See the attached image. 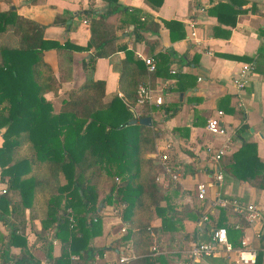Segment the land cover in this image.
Returning <instances> with one entry per match:
<instances>
[{"label":"trees","instance_id":"16d2710c","mask_svg":"<svg viewBox=\"0 0 264 264\" xmlns=\"http://www.w3.org/2000/svg\"><path fill=\"white\" fill-rule=\"evenodd\" d=\"M147 1L152 5L162 3V0ZM246 1L218 2L208 12L215 15L214 9L220 10L222 15H215L218 23L234 26ZM107 3L108 9L91 19L85 46L46 40L43 25L18 15L12 8L0 11V177H8L5 193L0 195V222L9 227L7 235L0 234V264H40L27 249L23 236L27 222L35 218L41 223V228L35 230L36 240L42 242L49 264H87L102 256L104 249L89 244L101 231V204H114L121 209L125 233L111 248L118 251L123 243H130L136 258L128 264H158L160 256L150 253L151 232L158 236L159 248L164 249L166 224L173 227L180 223L182 212L173 210L166 193L178 187L171 182H158L160 165L147 157L160 139V130L138 121L130 123L150 115L146 113L147 107L137 117L133 112L137 89L146 83L143 63L124 48L125 58L116 68L122 97L106 99L105 82L95 80L92 73L98 58L116 52L117 36L107 20L110 15L118 12L134 15L130 22L136 40L146 39L148 30L158 32L160 23L138 17L136 14L141 12L121 7L118 0ZM229 12H232L230 21ZM54 22H59L58 18ZM162 23L169 30L171 25L182 28L175 21ZM7 32L14 37L15 45L10 44L13 39H3ZM52 48L57 51L62 68L58 79L43 60V51ZM91 48L92 55L83 64L84 80L67 92L54 113L46 94L57 90V82L71 78L68 66L71 50ZM217 167L223 176L226 173L264 189V163L258 158L254 143L243 142L232 154L223 155ZM213 171L215 175L216 169ZM163 201L165 207L161 206ZM195 214L204 213L197 209ZM157 217L162 226L151 225ZM237 217L235 224L245 225L243 218ZM209 220L207 230L223 226L212 215ZM225 228L231 230L229 226ZM239 236L236 231V237ZM169 237L175 241V237ZM54 238L62 242L59 257L51 254ZM72 239L81 240V248L71 246ZM231 241L234 246L240 245L239 239ZM165 245L169 248V243ZM12 246H19L20 251L8 260ZM72 255L77 259L72 260ZM255 264H261L260 252Z\"/></svg>","mask_w":264,"mask_h":264},{"label":"crops","instance_id":"0c3cea01","mask_svg":"<svg viewBox=\"0 0 264 264\" xmlns=\"http://www.w3.org/2000/svg\"><path fill=\"white\" fill-rule=\"evenodd\" d=\"M218 2L228 0H162L160 5L154 3L155 6L147 0H118L121 7L141 12L136 14L138 17L159 21L160 28L158 32L148 30L145 32L146 39L136 40L132 31L133 24L130 22L134 15L130 12L110 15L107 20L113 25L117 36L116 52L108 57L98 58L92 72L95 80L105 82L106 99L115 95L122 97L117 69L121 59L125 58L124 48H127L143 63L147 72L145 84L152 88L155 97H161V104L136 101L133 106L136 117L144 113L147 107L150 127L160 130V139L147 157L160 165L159 155L166 154L173 170L178 174V179L172 180L168 176L162 177L161 169L156 178L158 182H171L178 187L176 190L169 189L166 193L170 196L173 210L182 212L179 215L180 223L173 227L171 223L166 224L165 233L168 234L162 240L164 249L159 248L158 236L151 232L153 243L150 253L160 256L158 264H241L236 260L235 254H226L221 250L198 261H192L187 256L194 241L210 242L211 233L217 228H205L206 223L210 224L208 217L211 215L216 221L222 222L223 226L220 227L231 228L227 231L231 244V240L236 242L239 239L241 242L243 239L258 249L261 264H264V189L226 173L222 181H215L210 160L211 151L228 139V149L224 155L235 152L243 142H251L256 145V154L264 163V0H247L240 7L244 11L236 15L234 26L218 23L215 15H222L220 10L214 9L215 15L208 12ZM9 8L15 9L18 15L43 25L44 39L59 44L67 42L85 46L89 41L91 19L104 13L108 9V3L107 0H0V11ZM130 9L128 10L131 11ZM83 11L89 12L83 14ZM231 14L229 12L227 16L229 21ZM57 18L59 22H54ZM162 21L178 22L182 28L171 25L169 30ZM192 30L196 40L188 37ZM174 36L176 37L173 38ZM3 39H13L10 42L12 45L16 43L9 32ZM71 51L72 60L68 64L71 78L57 82V90L46 94V98L52 102L54 113L58 112L67 92L84 80L83 64L92 55V48L89 51ZM144 58L154 61V71L147 69ZM43 60L58 79L62 68L57 51L53 48L44 50ZM244 65H251V69L247 74V83L240 89L233 81ZM218 111L222 112L219 120L226 134L213 136L206 130V123ZM166 116L169 118L165 119ZM1 178L0 191L6 189L8 180L5 176L2 182ZM200 183H211L206 198L202 200L197 197L196 187ZM2 194L4 193L0 192ZM217 194L237 198L244 204H253L259 214L258 218L252 223L242 219L245 225L236 228L235 220L238 215L212 205ZM161 206L165 207L166 201ZM197 209L204 214L196 215ZM120 210L114 204H101V231L89 244L104 250L95 262L87 264H128L136 258L130 243H123L118 251L111 248L125 233L126 225L120 217ZM25 213L28 216L29 210L26 209ZM204 216L207 220H204ZM151 225H161V219L157 217ZM40 228V219L28 221L23 236L27 249L35 259L40 264H49L42 250V242L36 240L35 230ZM8 230V225L0 222V234L5 236ZM236 231L240 232L239 238L236 237ZM48 233L46 232L47 236ZM50 233L52 234V230ZM169 236L175 237V241H171ZM168 243L169 248L165 245ZM61 245L62 242L54 238L51 246L53 257L60 256ZM71 246L81 248L82 242L72 239ZM153 247L158 251L153 252ZM19 251V246H12L7 253L8 260H12ZM122 256L128 257V260L120 262ZM71 259L75 260L77 256L72 255Z\"/></svg>","mask_w":264,"mask_h":264},{"label":"built area","instance_id":"2783aa9c","mask_svg":"<svg viewBox=\"0 0 264 264\" xmlns=\"http://www.w3.org/2000/svg\"><path fill=\"white\" fill-rule=\"evenodd\" d=\"M189 39H195V32L192 30L189 34ZM144 63L149 71L155 70V63L151 58H144ZM251 69V65H244L240 70L237 77L234 78V84L237 88H243L247 83V74ZM137 102L146 104H161V97H155L152 88L148 85H140L137 89ZM222 115L221 111H218L216 115L211 116L206 123V130L213 136L215 135H225V128L221 125L219 117ZM229 140L225 139L221 146L217 149H213L210 154V160L212 162L213 168L216 169L214 179L217 182L223 180V174L220 172L218 166L220 158L226 153L228 149ZM160 165L162 169V177L168 176L172 180L178 179V174L173 170L171 164L169 163V157L166 154L159 155ZM211 186V183H200L197 184V197L199 199L206 198L207 190ZM1 193H5V189H1ZM213 206L232 211L239 217H242L248 223H252L259 214L256 207L253 204H244L239 199L234 197H225L221 195H216L212 201ZM204 220L207 218L204 216ZM236 228H240L237 224ZM124 230V229H123ZM241 245L239 247H234L228 239L227 229L225 227L214 228L211 233L210 242L194 241L187 251V256L192 261H198L201 258L214 255L218 251H223L226 254H235L236 260L241 264H255L258 257V249L254 246L249 245L243 239L241 240ZM153 252H157V248H152ZM120 262H126L128 257H121Z\"/></svg>","mask_w":264,"mask_h":264},{"label":"water","instance_id":"95a60500","mask_svg":"<svg viewBox=\"0 0 264 264\" xmlns=\"http://www.w3.org/2000/svg\"><path fill=\"white\" fill-rule=\"evenodd\" d=\"M139 122L140 124H143V125H146V126H150L151 125V119L150 117H142V118H139V119H133L131 121L132 124L136 123V122Z\"/></svg>","mask_w":264,"mask_h":264}]
</instances>
